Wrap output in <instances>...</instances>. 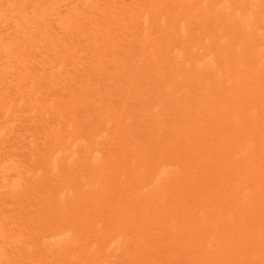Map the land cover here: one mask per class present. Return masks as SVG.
<instances>
[{"label":"bare ground","instance_id":"6f19581e","mask_svg":"<svg viewBox=\"0 0 264 264\" xmlns=\"http://www.w3.org/2000/svg\"><path fill=\"white\" fill-rule=\"evenodd\" d=\"M0 264H264V0H0Z\"/></svg>","mask_w":264,"mask_h":264}]
</instances>
